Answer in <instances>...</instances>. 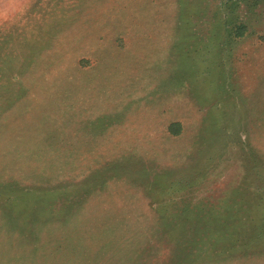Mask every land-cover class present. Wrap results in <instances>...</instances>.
Segmentation results:
<instances>
[{
    "label": "rangeland",
    "instance_id": "1",
    "mask_svg": "<svg viewBox=\"0 0 264 264\" xmlns=\"http://www.w3.org/2000/svg\"><path fill=\"white\" fill-rule=\"evenodd\" d=\"M225 2L0 0V264H264V0L219 42Z\"/></svg>",
    "mask_w": 264,
    "mask_h": 264
},
{
    "label": "trees",
    "instance_id": "2",
    "mask_svg": "<svg viewBox=\"0 0 264 264\" xmlns=\"http://www.w3.org/2000/svg\"><path fill=\"white\" fill-rule=\"evenodd\" d=\"M260 1L261 0H246V4H245V6L243 5V7L245 8L246 12L247 11L250 12L252 4L253 3H258ZM225 3H224V6H223V10L221 12L222 15L220 14L219 18L216 19L214 24H213V28H214L213 31L216 30L215 35L213 36L212 31H211V33L209 35V38L215 39V40H217L219 42L222 41L223 35L226 36V37H231L232 39H239L246 32L245 31V26H243L241 22L237 21V20H240V19L237 16V14L235 13V10H234L235 4L232 2V0L231 1L228 0V3H226V4ZM227 6H230V7H227ZM173 126L175 128L178 127L177 125H173ZM263 211H262V214L258 217V220H257V226L259 224V226H260V228H262V230H260V232H258V234L257 233L256 234L255 233H250V234H252V236H250V238H249L251 240V243L253 241H255L258 244H261V243L264 244V212ZM239 219H240V217L239 218H234L232 220V222H237ZM233 234H234V236L233 235H230V236H227V237L223 236L222 239L234 240L235 236L237 237V234H236V232H234ZM227 244L229 245V241H228V243H226V245ZM231 244L234 245V242L231 241L230 245ZM225 246L223 247V250L226 249Z\"/></svg>",
    "mask_w": 264,
    "mask_h": 264
}]
</instances>
